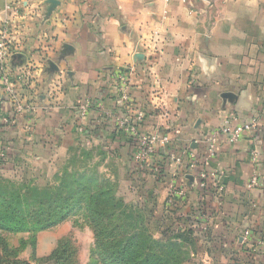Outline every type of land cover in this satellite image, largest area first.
<instances>
[{
    "label": "crops",
    "instance_id": "crops-1",
    "mask_svg": "<svg viewBox=\"0 0 264 264\" xmlns=\"http://www.w3.org/2000/svg\"><path fill=\"white\" fill-rule=\"evenodd\" d=\"M4 30L22 58L10 64L11 92L0 83V115L13 116L14 96L32 110L0 127V177L47 184L95 164L134 194L126 204L157 239L170 225L192 230L199 264H264V0H0ZM231 115L257 117L262 132L221 136L210 166L192 170L187 151L203 162L206 139ZM120 117L171 143L138 167ZM253 149L263 187L249 190ZM204 169L216 177L203 191ZM200 209L212 218L204 234L190 223ZM75 220L56 228L79 232Z\"/></svg>",
    "mask_w": 264,
    "mask_h": 264
},
{
    "label": "trees",
    "instance_id": "trees-1",
    "mask_svg": "<svg viewBox=\"0 0 264 264\" xmlns=\"http://www.w3.org/2000/svg\"><path fill=\"white\" fill-rule=\"evenodd\" d=\"M115 187L110 179L99 173L96 165L91 167L88 164L80 169L76 167L71 172L63 170L47 184L17 182L0 177V232L33 235L84 214L95 237L92 264H185L194 261L191 252L194 243L186 238L192 230L186 227L184 231L178 228L176 231L173 230L174 225H170L161 239L153 234L145 236L149 227L146 218L140 211L128 206L122 197H118ZM205 212L198 210L195 220L190 223L200 228L202 221L199 218ZM130 216L134 225H140L136 231L118 225ZM115 222L119 223L111 227ZM118 230L122 233L116 239L113 236ZM0 241L4 247L7 246L4 238ZM179 254L186 257L179 261ZM16 255V258H12L0 254V264H31L19 259L18 253ZM57 256L56 250L50 258L56 261L54 264L59 263ZM64 264L67 262L64 261Z\"/></svg>",
    "mask_w": 264,
    "mask_h": 264
},
{
    "label": "built area",
    "instance_id": "built-area-1",
    "mask_svg": "<svg viewBox=\"0 0 264 264\" xmlns=\"http://www.w3.org/2000/svg\"><path fill=\"white\" fill-rule=\"evenodd\" d=\"M7 22L8 20L6 19L4 23L7 24ZM14 54L15 51L9 42L8 30H4L0 35V83L5 86V89H7L9 92H11L10 84L12 75L10 64L13 60L12 58ZM124 98L125 100L129 99L127 94ZM91 106L92 102L90 100H86L79 107L78 122L80 130H83L85 126ZM30 110H32L31 105H29L24 99L14 96L12 100L13 116L0 115V127L12 126L15 121V116L24 114ZM117 121L119 126L124 131H126L133 140V157L135 163L140 168L149 165L158 151H160L162 147H165L171 143V137L168 134H144L140 131L139 125L135 122H132L127 117H120ZM236 121H238L237 117L235 115H231L223 121L219 128L209 135V137L206 139V152L202 158L203 162L194 151H187L186 155L189 157L190 168L192 170L197 168L200 163H203L205 168L210 166L212 160L217 155L218 141L221 136H227L231 142H238L248 132H262V125L257 117H252L248 121L241 123H237ZM172 158L176 161H180V159L176 158L175 156ZM259 160L260 153L257 149H253L251 151L252 173L248 181L249 190H256L263 187L260 170L258 168ZM215 177L216 173L209 174L204 169L199 174V188L203 191L207 190L209 188L210 181H214ZM219 190H222V188L219 187ZM173 195L184 200L187 197V192L184 189H174ZM199 219L202 221L200 232L203 234L207 233L210 229L212 220L210 214L205 213L200 216Z\"/></svg>",
    "mask_w": 264,
    "mask_h": 264
},
{
    "label": "rangeland",
    "instance_id": "rangeland-1",
    "mask_svg": "<svg viewBox=\"0 0 264 264\" xmlns=\"http://www.w3.org/2000/svg\"><path fill=\"white\" fill-rule=\"evenodd\" d=\"M94 165L95 164H91L90 166L93 167ZM115 186V194L118 197L122 196V198L127 201L134 200V194H129L128 196L123 195L125 188L124 184L119 183ZM131 214L133 215V213ZM131 217L132 216H130L127 220H122L121 224H118L119 222H115L111 224V227L118 224L124 226L128 230L130 229V231H136L140 225L138 222V225H134ZM85 220L87 219L84 214H80V216L76 218L75 221L78 223L76 222L74 228L79 226V232L76 230L73 231L72 229L69 230L68 228L64 229V226H60L59 228L55 227L33 235L29 233L12 234L0 232V240L1 238H4L7 243V246L4 247L0 241V254L10 255L12 258H16V253H18L19 259L26 260L31 264H54L56 261H51L50 258L53 252L57 250V257L59 260L58 264H64V261H66L67 264H92L91 258L92 250L95 247V237H92V229L91 232L86 229L90 227V225L86 223ZM125 221H127V223H125ZM146 229L148 232H146L145 236L156 235L155 227H148ZM121 233L122 231L118 230L114 233L113 237L119 239ZM7 234L12 236L7 237ZM98 253H100V250ZM22 256L26 259L22 258ZM97 256L98 254H96V257ZM179 256V261L181 258L186 257L185 254H179ZM194 261H187L185 264H199V262Z\"/></svg>",
    "mask_w": 264,
    "mask_h": 264
},
{
    "label": "water",
    "instance_id": "water-1",
    "mask_svg": "<svg viewBox=\"0 0 264 264\" xmlns=\"http://www.w3.org/2000/svg\"><path fill=\"white\" fill-rule=\"evenodd\" d=\"M16 58H22V55L19 54V55L13 56L12 59L15 60Z\"/></svg>",
    "mask_w": 264,
    "mask_h": 264
}]
</instances>
